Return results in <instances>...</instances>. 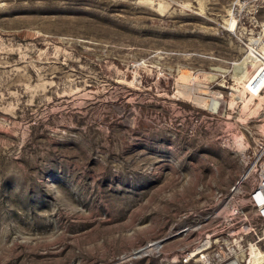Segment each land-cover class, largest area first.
Here are the masks:
<instances>
[{"label": "rangeland", "instance_id": "1", "mask_svg": "<svg viewBox=\"0 0 264 264\" xmlns=\"http://www.w3.org/2000/svg\"><path fill=\"white\" fill-rule=\"evenodd\" d=\"M263 28L264 0H0V264H207L166 236L264 144Z\"/></svg>", "mask_w": 264, "mask_h": 264}, {"label": "built area", "instance_id": "2", "mask_svg": "<svg viewBox=\"0 0 264 264\" xmlns=\"http://www.w3.org/2000/svg\"><path fill=\"white\" fill-rule=\"evenodd\" d=\"M259 44V54H264V28ZM259 71H264V61ZM248 89L255 94L249 85ZM260 92L264 94V85ZM248 166L225 194L197 212L187 213L176 231L166 236L178 238L181 262L200 254L207 264H227L238 256L248 238H259V220L264 223V144L253 150ZM186 240L189 242L184 243Z\"/></svg>", "mask_w": 264, "mask_h": 264}, {"label": "bare ground", "instance_id": "3", "mask_svg": "<svg viewBox=\"0 0 264 264\" xmlns=\"http://www.w3.org/2000/svg\"><path fill=\"white\" fill-rule=\"evenodd\" d=\"M262 49H263V51H264V47H263ZM250 58H251V54L245 58L244 63L246 62L247 64H244L243 66H245V65L247 66V65H248V67H249V65L253 63V60L250 62ZM241 67H242V65H241ZM239 69H240V68H239ZM247 70H248V69H247ZM263 85H264V71H259V74L257 75V77H256V81H255V83H254V87H255L256 90L259 91L260 94H261V92H260V88H261ZM221 104H222L221 101L218 100V102L216 101V102L214 103V105L211 106V107H212L213 109L219 110Z\"/></svg>", "mask_w": 264, "mask_h": 264}]
</instances>
